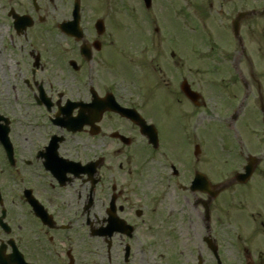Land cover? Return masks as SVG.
<instances>
[{
    "label": "flooded vegetation",
    "instance_id": "af4514ba",
    "mask_svg": "<svg viewBox=\"0 0 264 264\" xmlns=\"http://www.w3.org/2000/svg\"><path fill=\"white\" fill-rule=\"evenodd\" d=\"M78 2L82 32L70 23L71 7L69 18L52 20L55 0H0V39L31 42L24 84L33 108L42 111L28 127L43 122V139L32 151L39 156L33 162L19 154L8 104L0 105V130L8 128L14 168L26 175L52 222L42 226L27 203L7 238L0 230V241L12 239L31 264H158L165 249L168 264H264L259 202L213 187L212 193L192 190L185 143L192 102L183 91L187 81L196 88L193 32L211 42L201 51L205 73H228L211 84L222 90L219 98L230 99L237 142L256 158L253 175L236 187L252 194L264 188V65L257 70L255 51L245 47L257 36L264 40V0ZM258 53L264 58L262 43ZM3 54L6 76L12 67ZM210 57L218 58L216 65H209ZM113 97L129 111L107 108ZM154 129L158 149L147 137ZM181 145L183 153L176 152ZM34 163L43 171V188L29 171ZM218 174L210 180L218 183ZM3 199L0 214L6 207L13 222V206ZM230 207L246 214L228 213ZM112 221L120 227L111 230Z\"/></svg>",
    "mask_w": 264,
    "mask_h": 264
},
{
    "label": "rangeland",
    "instance_id": "374dc122",
    "mask_svg": "<svg viewBox=\"0 0 264 264\" xmlns=\"http://www.w3.org/2000/svg\"><path fill=\"white\" fill-rule=\"evenodd\" d=\"M58 4V8L54 11L52 10L51 17L53 18L54 22H61L62 20H65L69 18L70 16V7L73 0H55ZM57 7V5H56ZM54 7V8H56ZM53 8V9H54ZM262 26L261 23L257 26V29H259ZM192 36V46L193 49H198L200 47H203L201 44V40L199 39V36L196 33L191 32ZM30 43V44H29ZM261 43L264 45V40H260V38L257 36L255 37L252 44H249L248 42L245 44V47H249L250 49H253L256 54V62H257V70H261L260 67L264 65V58H260L258 53V46L261 45ZM3 44L9 45L10 49L3 48ZM31 42L25 41V40H18L17 38L14 41H10L8 39H0V52L1 54L4 52L3 56H7L10 61L11 70H7L6 74L2 73L0 71V105L3 107L7 105L9 108V113L11 117L13 118V139L14 141H17V144H20L18 148V152L22 157L30 158V154L35 149L34 148V142H36V146L39 144V141L43 139V122L42 125L39 127L37 125L35 128H28L33 127L34 124L37 122L35 120H39V118L35 115L38 114L40 111L37 108H33L32 101V93L26 88L24 84V79L29 76V50H31ZM43 48V45L41 46ZM205 49V48H204ZM193 59V58H192ZM196 59V61L194 60ZM193 61L196 63L192 66V79L194 82H196L195 86L197 90L203 92L206 95V100L208 99V107L205 110H197L193 111L191 114V117L188 119V123L192 120L194 121L195 114H198L195 118H197V121L199 122L197 125V131L196 134L198 135L203 129L207 132L202 140L195 139L192 140L193 147L196 144H200V148L203 149L205 152V158H207L206 163L203 164V170L204 172L212 177L217 176V168L215 165H223V171L224 175H227L226 172L230 171L233 167H236V158L234 155V152L226 153L224 149L221 147H227L228 143V136L232 137L233 131H232V120L226 119V120H220L217 118H214L216 114H223L227 111H229L230 105L222 103V105L219 104V102H222L223 98H219L218 93H220L219 90H215L208 82L209 79L215 78V79H222L223 77H226L227 74L219 73L215 70V73L213 75H208L207 72L205 73V69L202 63V61L205 59V56L200 54L199 56L194 57ZM217 57L212 58L210 57L207 59V62L209 65L213 66L217 64ZM259 62V63H258ZM243 65V73L248 76V70H247V64L242 62ZM258 74V71L256 72ZM131 77H128V80L124 81L126 84L130 83ZM207 86V87H205ZM218 101V102H217ZM217 102V104H216ZM42 113V112H41ZM205 115L207 117H205ZM247 120L249 117L246 118ZM27 123V127L23 125V123ZM37 124V123H36ZM191 124V123H189ZM222 124L228 125L229 129L232 131V134L226 133L224 128L222 127ZM39 127V128H38ZM220 128L219 131L217 130ZM201 135V134H200ZM202 141V143H200ZM32 142V145L29 146V143ZM186 143V142H185ZM189 143V141H188ZM195 143V144H194ZM191 144V145H192ZM23 145V147L21 146ZM203 145V147H202ZM29 146V147H28ZM35 146V147H36ZM192 147V146H191ZM176 152H182L184 151V145L178 146L175 150ZM192 155H193V148H191ZM3 151L0 149V154ZM4 153V152H3ZM200 167V166H199ZM236 170V168H234ZM2 169V165L0 162V180L1 184L0 186L6 193H11L9 196V202L12 204L13 211V217L17 218L15 214H18L17 211H19L21 208L17 202L22 204L20 202L19 195L21 194V188L23 187L22 184V177L18 174V180H14L15 176L10 175L8 170ZM219 175V174H218ZM43 188V187H41ZM1 189V190H2ZM240 194H242V199L245 201L246 199L248 201H258L259 202V209H264V188L260 189L259 191H256V193H250L248 190H241ZM245 197H244V196ZM13 196V197H12ZM12 199H15L16 202H14ZM234 210L233 213H244L242 210H240L238 207H230L227 211L230 213V211ZM232 213V212H231ZM16 221V220H15ZM17 222V221H16ZM264 238V236H263ZM262 238V239H263ZM179 241H185L186 239L181 236V238L178 239ZM182 248L185 246V244L180 245ZM64 248V246H62ZM163 249L161 248V251ZM169 249H165L166 254L163 255L160 254L158 264H168V261L166 258H169L168 256ZM164 256V257H163ZM38 264H41L39 262Z\"/></svg>",
    "mask_w": 264,
    "mask_h": 264
},
{
    "label": "water",
    "instance_id": "95a60500",
    "mask_svg": "<svg viewBox=\"0 0 264 264\" xmlns=\"http://www.w3.org/2000/svg\"><path fill=\"white\" fill-rule=\"evenodd\" d=\"M192 98H194V93L190 94ZM35 203V202H34ZM36 206V204H34ZM37 209L38 215L41 216L43 218V210L41 209V207H35ZM1 250H3V247L0 249V252H2ZM0 264H23L22 261L17 260L15 257H4L3 254L0 253Z\"/></svg>",
    "mask_w": 264,
    "mask_h": 264
}]
</instances>
